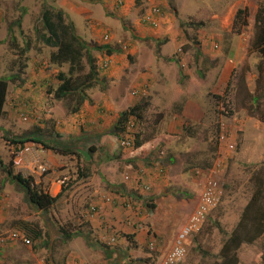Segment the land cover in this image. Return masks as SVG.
Segmentation results:
<instances>
[{"label":"rangeland","instance_id":"obj_1","mask_svg":"<svg viewBox=\"0 0 264 264\" xmlns=\"http://www.w3.org/2000/svg\"><path fill=\"white\" fill-rule=\"evenodd\" d=\"M138 1L139 4H132L131 10L134 14L129 18L120 13L123 4H116V0H0V77L8 82L5 114L0 120V159L5 165L11 160L15 172H20L24 176L32 175L35 183L51 195H54V189L51 186L52 179L49 177H54L60 189L62 185L73 181V185L47 211L39 210L17 183L11 181L5 168L0 166V228L3 235L20 229L26 233V230L22 229L25 225L38 232L30 246L22 245L20 250L16 251L22 259L30 260L27 264L50 262L48 243L52 238L61 236V229H65L70 221L83 223L80 214L92 203L93 196H89V193L96 188L105 187L106 191L117 190L123 194L134 190L132 188L134 183L124 182L122 174L127 166L134 168L141 163L147 164L144 158L153 160L159 167H163L164 163L165 177L169 182L160 188L164 190V196H172L178 202L180 209L177 215L183 213L182 216L186 218L185 224L200 202L208 174L223 185V201L207 215L200 230L189 237L187 253L183 261L178 263L220 264L218 258L225 246L226 234L233 231L240 219L255 185V171L261 172V168H264V53L255 47L257 27L255 18L260 7H264V0H203L205 8L198 16L187 11L184 3L186 0ZM45 5L61 10L65 19L73 22L77 35L89 44H108L120 48L128 45L126 51L120 52L122 58L118 62L128 63V66H121L119 74L121 77L117 79L122 82L120 90L123 97L131 96L132 90L137 89L129 77L130 74L136 76L133 63H140L141 60L147 59L153 50L155 52L160 50L162 43L164 44L169 37L174 40L172 59L178 63L184 61L183 65L180 64L182 69L189 70L195 77L196 81L191 85L194 102L204 108V116L199 123L192 125L186 123L184 129H179L177 133H169L183 144L180 157L183 167L187 166V170L177 180H169V176H174L176 166L165 163L169 154L160 144L163 133L159 114L167 113L165 109H160L159 101L155 104L148 102L151 93L149 88L146 89L145 95L137 96L138 98H134L136 97L134 95L131 102L123 106L126 110L143 101L148 102L141 112L142 116L135 119L140 140L145 138L151 142L150 146L145 148V151L149 152L143 154L142 151L139 158L133 157L131 152L123 151L117 139L110 141L106 137L118 116H114V111L109 112L101 103L98 104L96 111L101 116L99 123L107 125V130L105 128L103 133L97 130L96 124H90L85 135L91 137L86 139L78 138L83 136L80 130L78 135L68 133L67 136L58 138L51 135V132L55 131L52 126L55 121H65L64 118L74 112L68 111L67 102L54 99L53 93L49 90L50 87L55 88L59 82L55 78L56 75L60 71H67L68 66L52 64L49 55L53 48L45 45L39 38L40 33L44 31L40 16ZM150 6L161 8L162 16L168 17L169 26L173 27L172 32L175 34L165 38L146 30L150 25L140 23V17ZM187 6L189 7V4ZM78 7L86 11L79 13ZM239 8L244 9V12L240 14L239 22L233 26L234 16ZM184 15L186 17H183ZM138 23L144 29L143 32L139 33L137 27L140 26L136 27ZM105 33L109 34L108 40L103 39ZM26 41L30 48L23 56L19 55ZM91 51L98 63L103 52L97 49ZM139 54L141 59L137 61ZM29 58L34 59L33 63H38V66L30 69L21 67V63H27ZM224 63H228L229 66L225 67ZM37 67L40 75L35 70ZM86 71L87 67L83 72ZM105 72L100 71L98 82L86 90L88 105L89 99L96 103L98 100L96 95L100 92L103 94L105 90L111 88L115 89L118 85L111 83V79L114 78L107 77V71ZM90 91H94L95 94ZM254 97L256 100H253ZM53 99L60 104L59 115L54 109H50L55 103ZM224 100L231 111L229 116L223 113L228 112V108L223 104ZM122 101L124 103L126 100ZM48 105L50 114L45 113ZM21 110L27 115L26 120L20 116ZM82 113L87 114L90 119L93 114L85 113L83 110ZM70 119L73 121H69L72 126L77 124V129L88 127L83 126L81 116ZM221 123L225 124L228 141L233 143V147L227 146L229 142L219 143L216 140L219 132L217 126ZM57 131L64 134L59 129ZM6 135L10 137L37 135L73 148L80 152V157L76 153L66 156L52 151L47 152L51 156L48 159L44 151H39L42 156L38 158L34 155L35 149L42 146L30 143L28 146L32 148V155H27L23 163H15ZM86 149H90V159L94 164L91 172L93 177L74 181L77 179L78 169L86 165L87 153L83 152ZM159 151H165L164 157H158L156 153ZM41 164L50 168L41 172L39 169ZM211 169L214 170L210 172ZM155 172L158 176L164 175L157 170ZM138 193L137 198L133 200L129 195L124 196L120 203L126 207V203L130 201L131 207L127 209L133 208L130 210L147 215L152 211H149L146 205L153 204L155 197L148 191ZM27 231L31 233L30 230ZM149 231L153 233L155 229L151 228ZM155 240L158 241V238L155 237ZM149 241L144 240V250L151 261L155 257L156 249L148 248ZM131 243L129 239V244ZM155 244L158 245L156 241ZM2 253L0 249V264L4 260ZM229 254L236 255V264H264V231L255 240L242 242L236 248H230ZM21 261L17 260V263L21 264Z\"/></svg>","mask_w":264,"mask_h":264},{"label":"crops","instance_id":"obj_2","mask_svg":"<svg viewBox=\"0 0 264 264\" xmlns=\"http://www.w3.org/2000/svg\"><path fill=\"white\" fill-rule=\"evenodd\" d=\"M135 1L136 0H124V4L119 10L120 13L130 18V16L134 14L131 10V7L133 3H136ZM184 3L188 9L187 11L192 12L194 16H198L205 8L203 0H186ZM187 4H189L190 8L187 6ZM77 9L79 13H84V11H86L84 9L82 10L81 7H78ZM183 17L186 16L184 15ZM140 25L141 24L138 23L136 27ZM148 27L149 28H146V30H148V32L153 35L156 34V36L159 35L161 37L167 38L170 35L175 34L172 32L173 27L169 26V19L167 16L162 18L158 27ZM137 29L139 30V33L140 31H144L141 26L137 27ZM173 46L174 40H171L169 37L166 39L164 44L162 43L160 50L157 52L153 50V53H150L149 57L147 56V59L144 60L145 62L141 60L140 63H133V66L136 70L134 74L136 76L131 74L129 76L132 79V84L134 87L137 86L136 88H140L146 84L151 92L150 101L148 102L155 104V102L159 101L158 106L160 109H165V113H167V115L163 113H160L159 115L161 117L160 125L163 133L161 137L162 143L160 144L165 147L167 153L169 154L166 157L165 163L171 166L174 164L176 166L174 176H169V180H177L187 170V166L183 167L180 157L183 144L180 140L176 139V136H170L169 133H177L179 129H184L186 123H190L191 125L193 123H199L204 116V108L200 107L199 104L194 102V91L192 90L191 85L196 81L195 77H193L189 70H186L185 68L182 69L183 67L180 64L183 63H178L176 60L172 59L171 53L174 50ZM110 56L112 58V65L108 70H106L107 77L114 78V80L111 79V83L118 85L115 87V89L111 88L108 91L105 90L106 92L103 94L100 92L98 95H96V98H98L96 103L89 99L88 105L86 100L78 112L76 111L70 114L68 116L69 118H64L65 121L56 120L52 125L56 132H58L57 129H59L64 133L65 136H67L68 133H74L78 135L80 130L83 133V136L78 138L86 139V137H91V135H85L87 134L86 130L90 128L89 125L96 124L97 130H101L100 132L103 133L107 125H103L104 123H99L101 122L99 119L101 116L98 115L96 111L98 104L101 103L102 106H105L109 112L114 111V116H118L119 113L117 112L124 110V104H129L131 102L134 95L131 94V96L126 95L123 97L121 95L122 90H120L122 82L117 80L119 77H121L119 75L121 66H128V63H118L122 58L121 53H113L110 54ZM31 58H29L27 63H25L26 69H30L33 66H38V63H33L34 59ZM138 59H141V54L138 55L137 61ZM212 64L214 65V63H211V65ZM224 65L225 67L229 66L228 63H224ZM38 68L39 67H37L35 70L40 75L41 72L37 70ZM94 91L90 92L95 94ZM89 96L92 98V94ZM134 98L138 97L136 96ZM124 99L126 101L123 103L122 100ZM52 106L53 108H50L49 105L46 106L48 109L45 110L50 114V108L54 109L55 112L58 113V106H60L59 102L55 101ZM82 110L85 113H93L91 114V119L87 114H81ZM76 116H81L80 121H82L83 126L88 127L77 129L76 123L72 126L70 122L73 121H71L70 117L74 118ZM115 122L116 119L113 123ZM106 137L112 141L109 133L106 135ZM150 144L151 142H148L147 139H142V145L140 148L142 149L143 154L149 152V150L145 151V148L150 146ZM40 149H36L38 158L42 156V153L38 152L44 151V154H46L48 159H50L49 157L51 156L49 153L52 151L44 148ZM83 152L87 153V155H85L87 158L90 157L88 151ZM136 152L139 153L140 149H138ZM135 157L139 158L136 155ZM87 158H85V162L87 161ZM144 159L146 160L147 164H142L139 162L141 163L139 165L143 167L145 171L143 182L148 184V192L152 193L155 197H153L154 206L152 212H149L147 215H140L139 212L127 209L120 203L121 198L126 195L130 196V194L134 193V195L137 196V193L134 192V190H130L126 194H123L122 191H118V193L115 192V194L113 193L114 195L112 194L114 197L113 202H106L103 197L110 193V191H106L105 187L96 188L94 191L89 193V196H93L91 202L97 204L99 207L98 216L95 217L94 220L85 223H73V221H70L68 226L65 229L63 228V233L61 236L52 238L47 245L51 253L50 262L48 264H161L163 257L171 248L177 233L185 224L186 218L182 216V212L177 215L178 209H180L178 208V202H176L172 196H164L165 192L162 188H160L161 186H166L169 182L168 178L165 177L166 167L164 166V163L162 165L164 175L158 176L154 172V169H157L158 167L156 165L153 167L152 161L149 160V158ZM93 166L94 164L92 162L91 172ZM102 168L104 171H106L103 166ZM130 168L133 167L127 166L125 167L124 171L131 170ZM90 177L93 176L90 175ZM49 178L52 179L51 186L54 189L53 194L56 195L61 191V189L58 183L54 180V177ZM132 188L135 189L134 185ZM140 192L146 191L140 190ZM70 224H72L71 227ZM150 227L155 229L153 233L149 231V229H151ZM112 235H119L117 241L111 245L105 244L104 239H107ZM152 235H155L159 242L155 240L158 244L156 246L155 257L153 260L149 261L150 259H148V254L144 250V240H150ZM129 239L132 241L131 244H129ZM22 245L24 244H22V242L19 240H9L7 243L1 245L0 249L3 251L2 259H4L1 261V263L3 264L8 262L13 264L15 262V264H18L17 260H22L21 264L29 263L30 260L22 259V257L18 256L20 254L16 252L20 250ZM39 264L43 263L40 262Z\"/></svg>","mask_w":264,"mask_h":264},{"label":"trees","instance_id":"obj_3","mask_svg":"<svg viewBox=\"0 0 264 264\" xmlns=\"http://www.w3.org/2000/svg\"><path fill=\"white\" fill-rule=\"evenodd\" d=\"M136 4H139V1H135ZM116 4L122 5L124 4L123 0H116ZM152 7L158 6H150ZM160 9V14L163 15V12ZM146 9L141 17L140 23L144 25H150L153 28H156L160 25V22L163 16H155L158 20V25L156 27L151 24L143 21V16L148 13ZM244 12V9H237L233 26L236 25L240 20V14ZM41 20L43 24L42 33H40V40L49 47L53 48L50 52L49 60L52 64L57 66H62L67 64V71H60L56 75V79H58L57 86L50 87V93H53V97L58 100H63L67 102V109L70 112H76L80 109L82 104L87 100V92L86 90L93 86L94 83L98 82V73L103 71V73L108 70L104 68L103 60L105 56L113 53H120L126 50H123L121 47H114L108 44H89L87 41L83 40L79 35H77L75 26L73 22H70L65 19L64 14L61 10L53 9L49 6H44L41 12ZM239 19V20H238ZM256 22V37H255V47L257 50H260L264 53V7H260L259 12L255 18ZM18 23V22H17ZM240 24V23H239ZM245 24V21H244ZM108 34V33H105ZM109 35V34H108ZM110 37H108L109 39ZM107 39V40H108ZM128 46V45H127ZM29 49V44L26 41V45L22 47L19 51V55H24L25 52ZM92 49H97L98 51H102L103 55L101 60L96 63L95 57L92 53ZM27 58V57H26ZM25 63H21V67L25 68ZM87 67V71L83 72ZM102 76V75H101ZM100 76V79H102ZM8 95V82L5 78L0 77V120L5 114L4 105L7 101ZM256 100V97L253 98ZM73 104V105H71ZM148 104L147 101H143L139 104H135L134 106L123 110L119 113L116 122L111 126L109 136L112 140H116L118 142V138L120 134L123 132L125 123L130 119H136V117L142 116V110ZM223 104L227 107V101H223ZM228 108V107H227ZM46 113V112H45ZM225 113V116L231 115V111L228 108V112ZM46 114H49L48 112ZM44 114V115H46ZM219 129V126H217ZM37 131L38 128L36 127ZM217 134V133H216ZM51 135L55 138L65 136L62 133H58L55 131L51 132ZM6 141L11 146L14 151H18L30 143L35 145H40L44 149H49L54 151L55 153L61 155H73L76 153L78 157H80V152L74 150L71 147L65 145H59L56 141L45 140L42 137L34 135L33 137H29L28 135L22 137H10L5 136ZM217 140V135H216ZM142 145V141L140 140L139 133H137V138L135 141V146L133 151V157L141 156L142 149L140 148ZM140 149V152L136 151ZM90 149H86V152H89ZM135 151V152H134ZM158 154V153H156ZM90 158V157H89ZM152 164H153V160ZM86 165L80 167L78 169L77 179L74 181H78L82 178H88L91 175V164L92 160L86 161ZM151 164V163H150ZM264 165V160H263ZM0 166L5 168V172L7 176L11 179V181H15L17 185L21 188L22 191L25 192L28 199L36 206L39 210L47 211L49 207L55 204L59 198L63 196L67 189H69L73 184V181H69L68 184L62 185L61 191L56 195H51L50 193L43 191L39 187L38 184L35 183L34 177L32 175L24 176L20 172H15L13 169V162L10 160L6 165L2 163L0 159ZM263 169L261 168V172L255 171L256 180L254 177L255 185L252 189L250 196L246 205L244 206L242 213L240 215V219L236 224V227L233 229L231 233H227V238L224 241V247L219 253L220 264H236L237 258L236 255H230L229 249L236 248L242 242H251L255 240L261 233L264 231V175ZM64 184V182H63ZM223 188V185H222ZM224 197V190L222 194V201ZM152 211L153 204L146 205ZM221 231V228L218 227ZM23 230H26V236L30 237L31 240L38 233L37 231H33L29 229L27 225H25ZM27 230H30L29 233ZM63 233V229H61Z\"/></svg>","mask_w":264,"mask_h":264},{"label":"built area","instance_id":"obj_4","mask_svg":"<svg viewBox=\"0 0 264 264\" xmlns=\"http://www.w3.org/2000/svg\"><path fill=\"white\" fill-rule=\"evenodd\" d=\"M144 16H143V21L151 24L152 26L156 27L158 25V19L155 18V16H160V9L157 7H152L151 9H148ZM109 37L108 34H104L103 35V39L107 40ZM123 50L127 49V45H124ZM181 63L184 64V61H180ZM182 64V65H183ZM112 65V58L111 56L106 55L105 59L103 60V67L108 69L110 68V66ZM181 65V66H182ZM146 89H148L147 85H143L140 88L134 89L133 90V95L141 97L143 95L146 94ZM48 111H46L47 113ZM20 116H22L25 120L27 119V115L21 110V112L19 113ZM137 122L135 121V119H130L128 122L125 123V127L123 132L120 134L119 138H118V145L123 149V150H133L134 146H135V141L137 138V126H136ZM227 128L225 127L224 123H221L219 125V132L217 134V141L223 142V143H227L229 142L228 139V134H227ZM229 147H233V143H230L227 145ZM31 150L32 148H30L28 145L25 146L24 148L18 150V151H14L12 149V154H13V160L15 163H23V161L25 160V157L27 155H32L31 154ZM36 151V149H35ZM37 157V153L35 152V154ZM165 152L164 151H159L158 152V157L162 158L164 157ZM152 165H158L156 162H153ZM159 172H163L162 167H159ZM48 168H50V166H47L45 164H41L39 165V169L41 172L46 171ZM131 170H125L123 171V180L124 182H133L134 183V192L137 193V196L139 195L138 192H140V190L143 191H148L149 190V186L147 183L143 182V177L145 174V171L143 169V167H141L140 165H138L136 168H130ZM214 169H211V171H213ZM209 177H207L206 181L204 182V186H203V190L201 193V197H200V202L197 205V207L195 208V210L190 214L189 219L187 221L186 224L183 225V227L179 230V232L177 233L173 244L171 246V248L168 250V252L165 254V256L163 257L161 264H178L181 261H183L186 253H187V245L188 242L190 241V238L193 234H195L196 232H198L202 226V224L204 223L207 215L213 211L214 209H216L222 202V194H223V188H222V184L218 183L215 180V177L212 176L211 174H208ZM111 193V192H110ZM108 193L106 194L103 198L106 202H113V195L115 194V192H112L111 194ZM114 193V194H113ZM113 194V195H112ZM131 198L130 199H135L137 198L136 195H134V193L130 194ZM130 201H128L126 203V208L131 207V204H129ZM1 204V202H0ZM133 209V208H130ZM99 214V207L97 206V204L95 203H90L88 205V207L80 214V219L81 222H88V221H92L94 220L95 217H97ZM154 235H152V238L150 239L149 243H148V248L150 250H155L156 249V244H155V237H153ZM119 235H112L107 239H104V243L107 245H111L113 243H115L118 239ZM9 240H19L22 242V244L29 246L32 244V240L30 237L26 236L25 233L18 231V232H14L11 234H8L6 236L3 235V231L0 228V246L5 244V242L7 243Z\"/></svg>","mask_w":264,"mask_h":264},{"label":"clouds","instance_id":"obj_5","mask_svg":"<svg viewBox=\"0 0 264 264\" xmlns=\"http://www.w3.org/2000/svg\"><path fill=\"white\" fill-rule=\"evenodd\" d=\"M147 9H150V8H147ZM162 14H160V16H161ZM179 61V60H178ZM180 62V61H179ZM181 63V62H180ZM45 112H46V110H45ZM120 147V146H119ZM121 148V147H120ZM122 149V148H121ZM123 150V149H122ZM123 151H127V150H123ZM133 150H130V151H128V152H132ZM165 152V151H164ZM153 167H155L154 165H153ZM158 171L159 172V168H157V169H154V172L155 171ZM163 170V169H162ZM156 173V172H155ZM160 173V172H159ZM161 173H163V172H161ZM157 174V173H156ZM132 190V189H131ZM116 193H118V191H115ZM30 246V245H29Z\"/></svg>","mask_w":264,"mask_h":264}]
</instances>
